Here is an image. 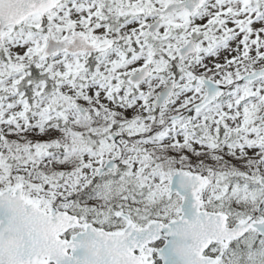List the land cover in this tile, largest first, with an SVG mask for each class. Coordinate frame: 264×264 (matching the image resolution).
<instances>
[{
	"label": "snow or ice",
	"instance_id": "6c2138e0",
	"mask_svg": "<svg viewBox=\"0 0 264 264\" xmlns=\"http://www.w3.org/2000/svg\"><path fill=\"white\" fill-rule=\"evenodd\" d=\"M0 264H264V0H0Z\"/></svg>",
	"mask_w": 264,
	"mask_h": 264
}]
</instances>
